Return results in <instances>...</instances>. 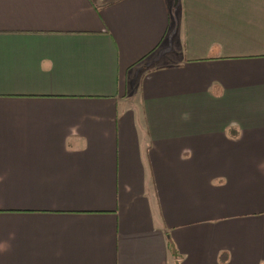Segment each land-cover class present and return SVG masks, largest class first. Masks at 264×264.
Here are the masks:
<instances>
[{"label": "crops", "instance_id": "1", "mask_svg": "<svg viewBox=\"0 0 264 264\" xmlns=\"http://www.w3.org/2000/svg\"><path fill=\"white\" fill-rule=\"evenodd\" d=\"M0 264H264V0H0Z\"/></svg>", "mask_w": 264, "mask_h": 264}]
</instances>
